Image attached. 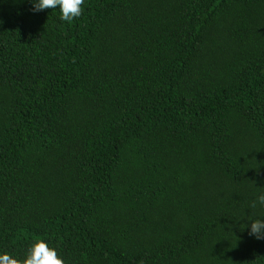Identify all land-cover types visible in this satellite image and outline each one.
Masks as SVG:
<instances>
[{
	"label": "trees",
	"instance_id": "trees-1",
	"mask_svg": "<svg viewBox=\"0 0 264 264\" xmlns=\"http://www.w3.org/2000/svg\"><path fill=\"white\" fill-rule=\"evenodd\" d=\"M259 191L264 0H0V252L264 264Z\"/></svg>",
	"mask_w": 264,
	"mask_h": 264
},
{
	"label": "clouds",
	"instance_id": "clouds-1",
	"mask_svg": "<svg viewBox=\"0 0 264 264\" xmlns=\"http://www.w3.org/2000/svg\"><path fill=\"white\" fill-rule=\"evenodd\" d=\"M84 2L85 0H28L31 11L58 9L59 19L65 22H71L80 17ZM250 207L264 209V191L257 193L255 199L250 203ZM261 217H264V213L247 219L241 217L244 226L246 225L248 228V235L255 239H264V219ZM0 264H65V260L48 240L36 238L26 248L22 257L8 252H0Z\"/></svg>",
	"mask_w": 264,
	"mask_h": 264
}]
</instances>
